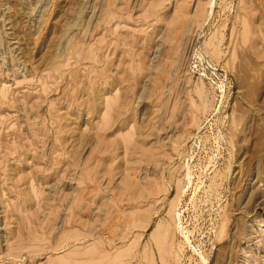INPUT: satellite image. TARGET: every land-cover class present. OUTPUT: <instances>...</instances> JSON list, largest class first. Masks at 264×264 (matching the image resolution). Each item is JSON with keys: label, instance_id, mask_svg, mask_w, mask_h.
Masks as SVG:
<instances>
[{"label": "rangeland", "instance_id": "374dc122", "mask_svg": "<svg viewBox=\"0 0 264 264\" xmlns=\"http://www.w3.org/2000/svg\"><path fill=\"white\" fill-rule=\"evenodd\" d=\"M0 264H264V0H0Z\"/></svg>", "mask_w": 264, "mask_h": 264}, {"label": "bare ground", "instance_id": "6f19581e", "mask_svg": "<svg viewBox=\"0 0 264 264\" xmlns=\"http://www.w3.org/2000/svg\"><path fill=\"white\" fill-rule=\"evenodd\" d=\"M164 235V234H163ZM156 240V239H155ZM116 260V259H115ZM118 261V260H117Z\"/></svg>", "mask_w": 264, "mask_h": 264}]
</instances>
